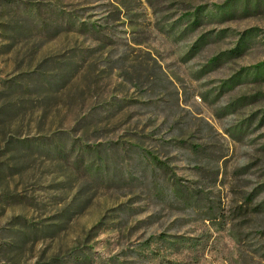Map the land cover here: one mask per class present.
<instances>
[{"label": "rangeland", "instance_id": "rangeland-1", "mask_svg": "<svg viewBox=\"0 0 264 264\" xmlns=\"http://www.w3.org/2000/svg\"><path fill=\"white\" fill-rule=\"evenodd\" d=\"M0 264H264V0H0Z\"/></svg>", "mask_w": 264, "mask_h": 264}]
</instances>
